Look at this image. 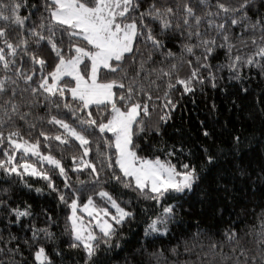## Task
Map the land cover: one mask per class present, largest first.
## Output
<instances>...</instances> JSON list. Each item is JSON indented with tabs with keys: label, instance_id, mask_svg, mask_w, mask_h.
I'll return each instance as SVG.
<instances>
[{
	"label": "snow or ice",
	"instance_id": "obj_1",
	"mask_svg": "<svg viewBox=\"0 0 264 264\" xmlns=\"http://www.w3.org/2000/svg\"><path fill=\"white\" fill-rule=\"evenodd\" d=\"M168 44L179 46V64ZM249 47L255 51L248 53ZM220 52L224 63L217 60ZM184 65L187 74L181 78L179 69ZM245 66L264 75V0H0V97H6L0 102L4 112L0 128L19 119L35 129V122L29 123L28 118L42 107L44 116L35 120L47 118L63 134L50 137L41 130L38 137L58 141L61 148L68 147L74 137L83 149L79 156L70 157L72 166L65 168L60 159L39 152V138L24 140L15 127L7 135L0 130V145L6 144L0 149V173L30 191L33 186L24 179L25 173L40 177L46 187L34 191H47L58 205L71 209L62 232L66 247H54L50 253L46 245L57 240L51 230L57 224L52 213L46 208L34 213L26 202L13 207L11 187L0 186V210L8 224L31 232L23 238L11 232L6 240L0 237V264H28L29 258L32 264H57L53 257L61 264H264V207L258 229H238L242 220L222 229L211 225L201 229L197 223V231L190 235L182 229L187 197L207 172L220 165L251 184L262 182L264 188V164L253 177L255 169L244 163L240 135H230L219 144L215 122L201 121L203 143H195L178 163L173 162L175 146H154L147 135H162V124L176 107L170 91L177 84L185 93L197 86L218 89L224 80L219 73L227 68L229 79L239 82L236 94L248 95ZM165 81L163 115L155 126H149L145 120L152 100L149 89H159ZM211 110H216L215 103ZM53 111L73 123L57 118ZM85 133L96 134L109 149V154L100 155L99 166L84 159L90 143ZM17 150L53 167L38 169L23 156L17 162ZM184 151L179 149L181 155ZM81 169L88 171L89 180L77 181L74 187L69 172ZM50 172L62 178L63 189L56 186ZM87 188L92 194L78 203ZM96 199L104 206L96 204ZM80 209L87 213V221L78 215ZM41 215L45 223L37 227L35 217ZM24 219L33 222L24 224ZM131 223L143 224V236L122 259H116L120 256L116 250L128 245L123 229ZM174 229L185 235L177 238ZM252 232L257 239L250 252L242 240ZM165 238L167 244L162 243ZM193 255L195 260L182 259Z\"/></svg>",
	"mask_w": 264,
	"mask_h": 264
},
{
	"label": "trees",
	"instance_id": "obj_2",
	"mask_svg": "<svg viewBox=\"0 0 264 264\" xmlns=\"http://www.w3.org/2000/svg\"><path fill=\"white\" fill-rule=\"evenodd\" d=\"M235 32H240L239 28L235 29ZM168 47L173 52L177 53V60L175 63L179 64V46L173 47L172 44H168ZM248 53L254 52L255 48L249 47ZM244 54L243 52L241 53ZM190 58V57H189ZM161 57L157 56L156 61H159ZM217 60L220 63L225 62L224 53L220 52ZM216 63V61H213ZM156 65H150V67ZM259 69L249 68L245 66L243 74L248 77V83L244 85L249 89L248 95L242 93L237 95L236 85L238 81L229 79V70L224 68L219 75L223 76L224 80L220 84V88L212 89L210 86H205L203 90L199 86L194 91L185 93L182 85H176L174 90L170 91V97L176 104V107L171 110V117L161 126L162 135H153L148 132L147 135L154 146L160 147H171L175 146L177 149V158L173 160L174 163H178L179 160L184 159L188 155V150L193 147L197 142L203 143V140L199 136L200 122L205 121L206 123L215 122L217 136V143L223 144L229 140L230 135H240L243 143L244 152V163L250 165V169H255L252 173L253 177L259 175L260 167L264 164V75H259ZM187 74V65H184L179 69V76L183 78ZM2 75V73H0ZM113 78V77H107ZM70 79V78H68ZM155 79V77H153ZM157 83H160L157 81ZM167 81L160 84L159 89L155 86L149 89L152 100L148 101L149 104V116L145 117V120L149 126H155L158 122V116L163 115L161 110L164 101V92ZM223 89V90H222ZM156 97H160L159 100ZM6 97H0V102ZM147 99V97H145ZM212 103H215L216 110H211ZM94 109V106H93ZM27 108L22 111H27ZM167 111V109H164ZM52 115H57L59 119H65L68 123H73L67 116L60 115L55 111ZM143 115V114H142ZM36 116H44V109L39 107L33 113V116L28 118L29 123L35 122V129L30 130L28 125L19 120L14 119L12 125H5L0 128L5 135L13 128H18L24 140L36 141L40 140L39 152L45 155L51 154L57 159H60L65 168L72 166L70 157L72 155L79 156L83 149L79 147V141L75 138H71V142L68 147H58V141L49 140L45 141L43 137H38V133L43 130L49 134L50 137H54L56 134H63V129H60L58 125L49 124L47 118L43 122L35 120ZM4 118V112L0 109V119ZM75 126V125H73ZM77 131H80L77 128ZM88 135L90 143L88 145L89 153L84 157L85 160H89L96 163L99 166V157L101 154H109V149L104 141L99 138L96 134ZM111 136L110 133L107 134ZM137 143L142 141L137 140ZM6 147L0 145V149ZM184 148V154L181 155L179 149ZM51 149V151H50ZM99 149V151H98ZM166 150V149H165ZM156 155H161L157 152ZM28 159V162L35 164L38 169L44 168L49 170L53 167L47 162L42 165L38 163V156H33L30 153H23L22 150L16 151L17 162H20L21 157ZM3 156L0 155V159ZM163 159V155H161ZM195 162V161H193ZM23 171V169H21ZM58 171V170H57ZM56 186L63 189L62 178L58 177L55 173H51ZM70 179L73 186H78L77 181L89 180V173L85 169H81L79 173L69 172ZM24 179L28 184L33 186V190H29L18 180L14 178H8L0 173V186L11 187L12 192L10 198L12 206L19 205L23 207L24 203L32 205L34 213L39 212L41 208H46L52 213L53 218L57 220V224L53 225L51 230L57 234V240L54 244L46 245L47 250L51 253L52 248L59 247L65 248L66 244L63 243L66 238L62 235L65 226V217L70 214L71 209L66 205L57 204V202L48 195L47 191L41 194H37L34 189L45 188L46 182L40 177L30 176L25 173ZM9 180V184H5L4 181ZM262 182L258 181L255 184H251L243 177H239L234 174L225 165H220L217 169H213L211 172H207L204 176L200 185L196 191L191 193L188 197V203L185 205L186 211L181 213L184 217V224L182 229H187L188 234L195 233L197 231V223L200 224V228L204 229L208 225L213 228L226 227L228 223L236 220H242V223L237 225L238 229H251L255 226L259 228V214L261 207H264V188L260 187ZM227 186L228 191H224V187ZM99 188L96 189L98 191ZM111 191V189L109 188ZM92 189L87 188L81 193L79 203H84L87 200V196L92 194ZM128 197H125L127 199ZM246 209V211H245ZM139 220V217H138ZM24 224H31L33 221L24 219ZM35 223L37 227H41L45 223V218L41 215L35 217ZM7 226V230L6 229ZM124 239L128 241V245L124 247L123 251L117 249L120 252V256L116 259H122V257L130 251L131 247H135L136 241L141 239L143 236V224L131 223L124 225ZM11 232L14 235H19L22 238L30 236L31 232H24L19 225L8 224L7 218L4 213L0 210V237L7 239L8 233ZM174 234L177 238L182 237L185 233L181 229H174ZM217 239H222L219 234L216 236ZM257 235L255 232L245 236L242 240L243 246L249 251L255 250V241ZM168 243V238H165L162 242ZM172 243H176L173 239ZM204 243L207 244L208 240L205 237ZM123 244V241H122ZM23 248V239L21 240ZM14 246V245H13ZM159 246V245H158ZM25 257H29V252L24 249ZM57 264H61V261L56 258ZM2 259V256H0ZM19 259V257H17ZM67 256L65 261H67ZM182 259L195 260V255L185 256ZM28 264H32L31 258L28 259Z\"/></svg>",
	"mask_w": 264,
	"mask_h": 264
},
{
	"label": "rangeland",
	"instance_id": "obj_3",
	"mask_svg": "<svg viewBox=\"0 0 264 264\" xmlns=\"http://www.w3.org/2000/svg\"><path fill=\"white\" fill-rule=\"evenodd\" d=\"M31 154V153H30ZM46 162V161H45ZM79 203V202H78ZM80 204H83V203H80ZM96 204L100 205V206H104L101 201L99 199H96ZM78 215H83L85 221H87L88 219V216H87V213L86 212H83L82 209L78 210Z\"/></svg>",
	"mask_w": 264,
	"mask_h": 264
}]
</instances>
